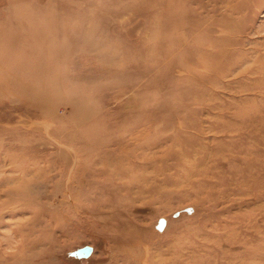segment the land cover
I'll use <instances>...</instances> for the list:
<instances>
[{
  "label": "rangeland",
  "instance_id": "rangeland-1",
  "mask_svg": "<svg viewBox=\"0 0 264 264\" xmlns=\"http://www.w3.org/2000/svg\"><path fill=\"white\" fill-rule=\"evenodd\" d=\"M0 264H264V0H0Z\"/></svg>",
  "mask_w": 264,
  "mask_h": 264
},
{
  "label": "water",
  "instance_id": "water-1",
  "mask_svg": "<svg viewBox=\"0 0 264 264\" xmlns=\"http://www.w3.org/2000/svg\"><path fill=\"white\" fill-rule=\"evenodd\" d=\"M91 253H92V248L90 246H86L74 252L73 255L79 258H85L88 257Z\"/></svg>",
  "mask_w": 264,
  "mask_h": 264
},
{
  "label": "bare ground",
  "instance_id": "bare-ground-1",
  "mask_svg": "<svg viewBox=\"0 0 264 264\" xmlns=\"http://www.w3.org/2000/svg\"><path fill=\"white\" fill-rule=\"evenodd\" d=\"M13 71V70H12ZM38 77V76H37ZM55 79V78H54Z\"/></svg>",
  "mask_w": 264,
  "mask_h": 264
}]
</instances>
